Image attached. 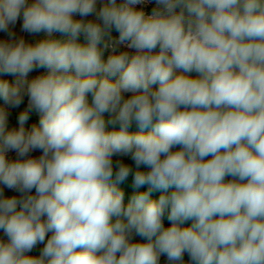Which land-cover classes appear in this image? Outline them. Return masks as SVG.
Segmentation results:
<instances>
[{"label":"clouds","instance_id":"obj_1","mask_svg":"<svg viewBox=\"0 0 264 264\" xmlns=\"http://www.w3.org/2000/svg\"><path fill=\"white\" fill-rule=\"evenodd\" d=\"M146 2L0 0V264H264V0Z\"/></svg>","mask_w":264,"mask_h":264},{"label":"rangeland","instance_id":"obj_2","mask_svg":"<svg viewBox=\"0 0 264 264\" xmlns=\"http://www.w3.org/2000/svg\"><path fill=\"white\" fill-rule=\"evenodd\" d=\"M31 2V0H30ZM101 5L98 3L97 5V8H99ZM155 0H147V2L143 5H137V8H143L148 14H151V11L152 9L155 7ZM76 19H82L81 17L77 16L75 17ZM85 22L89 21V20H92V21H95V16H89V17H85L83 18ZM21 25H22V17L17 21L16 25L14 26V28L12 29L15 33H16V36L17 38L19 37H23L25 39L26 42L28 43H35L37 41H39L40 39L44 38L45 37V33H39V34H29V33H26V32H22L21 31ZM118 36H119V33L115 30V29H112L109 36H106L105 37V40L106 42H108L110 45H113L114 44V41L118 39ZM54 38L56 39H63L64 37L60 34V33H54ZM8 39L7 35L5 33H0V40H6ZM79 43H85V38L83 36V34L80 35V37L78 38V41ZM102 47V45H101ZM115 53H113V50H112V47L110 46L108 49L104 50V53H103V58L106 60L107 57L109 55H112V54H119L121 52H125L127 51L130 55H133L135 54V50L134 49H128L125 45H115ZM155 52H158L159 49L157 48L156 50H154ZM47 70L46 69H35L33 72L29 73L27 79L28 80H31L33 79L35 76L39 75V74H42L44 72H46ZM179 74V71L178 73ZM187 75H190L192 76L193 78H195L197 76V73L193 72V73H190V74H187ZM19 75L18 74H15V75H12V74H7V75H0V79H3V80H7L10 85L14 84L15 81L17 79H19ZM118 75L116 77H109V79L115 81L116 79H118ZM153 88H158V85H154ZM125 98H129L132 93H124L123 94ZM89 99H91V97H89ZM27 104H28V97L27 95H25L24 97V102L23 104H21V106L19 108H16V109H12V108H8V106L6 104H4L3 100H0V108H3L4 110H6L8 113H9V127H19V124L17 122V116L20 112L24 111L26 108H27ZM29 116H30V119L26 122L25 124V129L26 130H29L30 127L32 126L33 123H36L38 124L39 122V116L40 114L35 112L34 110L32 112L29 113ZM105 118L107 119L108 118V114H105ZM118 125L116 126V129L118 130ZM112 129V126H109V130ZM146 131H150V130H146ZM129 132L130 133H137L139 132V129L138 127L133 124L130 128H129ZM42 153L40 151H34L32 152L30 155L32 157H35V158H38L39 155H41ZM12 159H16V156H15V153L14 152H10L8 154ZM119 161V162H123L125 164H128L130 166H132L133 168H135V165H134V161L131 160V157L130 156H120V155H117V156H114L113 157V162L114 164ZM232 178L231 177H226L225 178V182H228L230 181ZM132 176H129V178L122 184L118 185V187L124 191L125 193V203L128 202L129 198L131 197V195L136 192V191H147L148 190V186H144L140 189H134L132 187ZM173 189H169V192L172 191ZM5 194L7 196H16L17 198L20 197V193L19 192H15L13 190H8V189H5ZM33 194L34 193V190H33ZM163 194L161 191H153L151 193V196L150 198L151 199H156L158 200L159 196ZM163 223H164V226L165 227H170L171 226V221L167 220L166 216L163 220ZM192 223V221H186L184 224L181 225V227H187V226H190ZM49 237L51 236V233L48 234ZM0 239H3V240H7V237L4 236V234L2 232H0ZM133 242H146L143 238L139 237V236H136L134 235L133 236ZM44 245L43 244H40V245H37L31 253H28V255H32V256H39L40 255V252L41 250L43 249ZM184 261H185V264H189V257L187 254H185L184 256ZM160 264H167V258L165 256H161L160 258Z\"/></svg>","mask_w":264,"mask_h":264}]
</instances>
